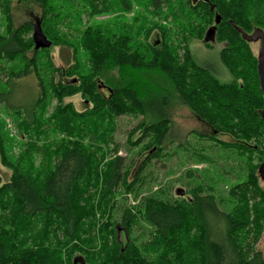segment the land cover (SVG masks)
<instances>
[{"label": "trees", "instance_id": "trees-1", "mask_svg": "<svg viewBox=\"0 0 264 264\" xmlns=\"http://www.w3.org/2000/svg\"><path fill=\"white\" fill-rule=\"evenodd\" d=\"M0 1L10 28L8 4ZM30 1L43 7L50 2L49 12L54 4L62 6L61 12L73 6L72 0H24ZM148 2L153 13L171 22L170 29L151 28L159 30L158 42L147 41L149 30L140 39L132 28L110 32L89 26L78 31L72 54L75 64L54 70L57 82L40 84L28 106L6 105L23 114L22 125L29 129L39 124L36 113L46 99H55L50 118L38 125L39 134L67 136L48 151L49 166L38 175L13 167L10 179L0 182V264H77V260L82 264H264L256 249L264 232V185L258 174L264 160V121L259 116L264 101L257 59L235 30L249 35L258 27L255 30L263 32L264 0ZM127 3L118 0L116 4L119 9L128 8ZM116 4L90 1L89 8L82 7L78 13L87 9L89 16L106 14L115 11ZM213 12L220 19L216 25ZM58 17L56 12L49 21ZM212 25L214 31L206 35ZM22 28L32 30L29 23ZM205 39L224 45L217 56L231 77L229 82L218 79L213 63L195 59L189 41ZM17 40L13 36L3 42L0 54L9 59L19 54L23 64H29ZM71 76L77 77L76 82L68 79ZM97 80L107 94L100 91ZM7 85L14 87L13 81ZM77 94L91 105L83 112L70 103L63 105L65 98ZM169 95L178 97L212 133L195 136L200 147L191 151V157L197 163H209L206 150L217 147L225 159H237L236 170H244L243 177H237L223 197L202 183L187 181L184 195L172 196L159 187L136 206L126 207V194L136 200L147 188L143 177L148 160L160 157L168 126L161 110L157 114L152 109L156 104L164 106ZM121 116L141 117L127 144L137 146L146 139L138 154L152 151L134 178L129 166L124 169V159L105 162L106 156L87 142L92 145L93 139L102 136L109 145L114 119ZM137 130L141 135L133 139ZM217 136H228L230 141ZM207 141L206 149L202 143ZM30 148L39 151L33 144ZM186 177H193L192 172ZM121 193L123 205L118 207L116 198Z\"/></svg>", "mask_w": 264, "mask_h": 264}, {"label": "rangeland", "instance_id": "rangeland-1", "mask_svg": "<svg viewBox=\"0 0 264 264\" xmlns=\"http://www.w3.org/2000/svg\"><path fill=\"white\" fill-rule=\"evenodd\" d=\"M93 4L97 3V0H72V10H64L61 12L60 5H57L52 12L48 11L50 2H46L47 7L41 5L35 1L24 2V0H5V4H8L10 15V28L7 26V19L5 13L1 10L0 6V45L3 42H8L10 37H15L17 43L21 46L23 55L29 64H23L19 58V54L12 56L11 59L0 54V95H4L0 98V182L6 183L12 174V168L24 169L34 175H38L40 169H45L48 165V151L55 148V145L64 140L67 136L64 133H47L43 136V133L39 134V126L45 125L53 109L57 105L55 99L47 98L48 101L43 109L37 111V118L40 121L39 124L31 126L29 129H25L22 125L21 112L16 113L15 110H10L6 105H18L22 103L24 106L31 104V99L34 95L40 91V84L47 85L50 81L57 82L58 73L56 69H67L69 66L75 64L73 59L74 46H76V37L79 35L78 31H81L89 26H101L107 31H124L127 28H132V31L138 33L137 36L142 39V35L149 30V42H158L159 30L153 28L160 26L165 29H170L171 22L168 19H163V16L153 13L148 0H124L128 1V8L121 6L118 9V0H109L111 5L116 4L115 11H110L106 14H94L89 16L88 10L78 13L82 7L89 8V2ZM197 1V0H192ZM1 2V1H0ZM62 3V2H61ZM110 4V3H109ZM100 6V5H99ZM75 7V8H74ZM102 7V6H100ZM163 10V9H162ZM77 11V12H76ZM212 11V10H211ZM57 12L58 18L54 22L53 16ZM78 14V15H77ZM215 16L219 17L216 12H213V19L215 23ZM35 19L40 22V28L47 40L51 45L49 48L34 50V42L32 39L33 29L31 31L22 30L21 27L29 23L31 26L35 23ZM50 19V21H49ZM44 24L42 25V21ZM49 22V23H48ZM216 25V24H215ZM128 26V27H127ZM124 28V29H123ZM151 29V31H150ZM215 29L212 25L209 27L206 35H209V31ZM258 27H255L253 32ZM44 30V31H43ZM264 32V27L262 26ZM46 34H45V33ZM251 34V33H250ZM52 37L57 40L54 41L48 38ZM31 38V42H29ZM29 40V41H28ZM61 42L68 43V46H62ZM137 42H135V45ZM250 52L256 59L259 54V44L252 42L248 43ZM208 45V47L206 46ZM224 45L216 43L214 40H190L189 47L193 52V55L197 62H209V64L215 65V74L218 79L225 83L231 80L228 72L220 65L218 61V52ZM77 48V47H76ZM75 54V53H74ZM35 57V58H34ZM25 72V73H24ZM19 75L18 77H16ZM112 76L118 78L116 71L112 72ZM75 76L68 78L69 80L76 82ZM7 81H13L14 87L9 88ZM99 89L102 93L107 94L108 89L103 86L99 80H97ZM72 104L77 112H83L91 105L82 99L80 94L74 95L63 100V105ZM161 110L164 114V119L167 121V134L161 144L160 157L157 159L148 160L152 151H145L141 154V148L145 147L148 140L144 139L142 144L137 146H129L128 134L134 130L140 121L141 117L121 116L115 118L114 130L110 136L111 143H107L106 139L102 136H97L93 139L92 145L90 141L88 145L92 149H98L100 154L106 156V161L120 157L124 159V169L130 167V178H134L138 169L142 168L143 164L148 160V166L145 170L143 179L145 180V186L143 192L134 200L132 194H124L127 198L125 203L126 207H134L139 203V200L144 196L153 193L157 188H164L170 192V195L177 196L178 194L184 195L186 183H202L206 187L213 189V194L217 197L225 196L230 185L238 181L243 177L244 170L237 172V159L226 156V159L219 148L214 147L213 150H206L207 157L210 158L209 163H197L191 154L192 152L199 151L200 146H196V135H208L212 133L210 129L201 121H199L189 110V108L176 96L169 95L167 103L162 106L156 104L152 110L153 113H157ZM158 114V113H157ZM148 123H152L149 122ZM45 127V126H44ZM43 127V128H44ZM42 128V129H43ZM41 131V130H40ZM133 139L138 138L141 132L137 130ZM98 135V134H97ZM218 140L230 141L228 136H217ZM68 140L70 138L68 137ZM31 144L35 145L38 152L34 149L31 151ZM206 149L209 145L208 141L202 143ZM116 148V150H114ZM111 150V151H110ZM109 154L107 155V153ZM243 161V160H242ZM7 164L9 167L4 166ZM30 169V170H28ZM32 169V170H31ZM233 171L227 174V171ZM192 172L191 178L185 179L186 173ZM235 175V178L233 175ZM238 177V178H237ZM237 178V179H236ZM123 194L117 196L116 201L118 207L122 206ZM118 221V215L115 216ZM118 237L123 238V232L118 229ZM256 249L262 253L264 257V232L259 240ZM77 264H81L80 260H77Z\"/></svg>", "mask_w": 264, "mask_h": 264}, {"label": "water", "instance_id": "water-1", "mask_svg": "<svg viewBox=\"0 0 264 264\" xmlns=\"http://www.w3.org/2000/svg\"><path fill=\"white\" fill-rule=\"evenodd\" d=\"M211 10H213V8H211ZM219 21H220L219 17L215 16V24H218ZM32 29H33L32 39L34 42V50L49 48L51 43L42 33L40 28V22L37 19H35V23L33 24ZM235 30L241 35L242 39L248 43L258 42V41L260 42V50L257 59V74L259 80V88L262 93V97L264 101V32H262L261 30H254L252 34L247 35L241 29L235 27ZM209 32H210L209 34H212L213 29H211ZM259 116L264 121V107L259 111ZM263 155H264V150H263ZM258 174L260 181L264 185V160L258 168Z\"/></svg>", "mask_w": 264, "mask_h": 264}, {"label": "flooded vegetation", "instance_id": "flooded-vegetation-1", "mask_svg": "<svg viewBox=\"0 0 264 264\" xmlns=\"http://www.w3.org/2000/svg\"><path fill=\"white\" fill-rule=\"evenodd\" d=\"M253 32H251V34H252ZM255 43H258L259 44V50H260V42L258 41V42H255Z\"/></svg>", "mask_w": 264, "mask_h": 264}]
</instances>
